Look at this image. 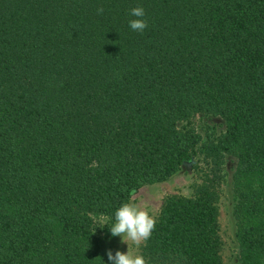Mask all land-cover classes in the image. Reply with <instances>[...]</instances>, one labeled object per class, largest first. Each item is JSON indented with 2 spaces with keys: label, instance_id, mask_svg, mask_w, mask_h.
I'll list each match as a JSON object with an SVG mask.
<instances>
[{
  "label": "trees",
  "instance_id": "16d2710c",
  "mask_svg": "<svg viewBox=\"0 0 264 264\" xmlns=\"http://www.w3.org/2000/svg\"><path fill=\"white\" fill-rule=\"evenodd\" d=\"M197 113L224 121L238 264H264V0H0V264H105L94 217L181 168ZM215 171L164 199L147 264H223Z\"/></svg>",
  "mask_w": 264,
  "mask_h": 264
},
{
  "label": "rangeland",
  "instance_id": "374dc122",
  "mask_svg": "<svg viewBox=\"0 0 264 264\" xmlns=\"http://www.w3.org/2000/svg\"><path fill=\"white\" fill-rule=\"evenodd\" d=\"M180 128L192 129L200 136V141L194 149L191 157L185 161L181 168L165 181L146 184L135 191L131 197L134 202L146 207L150 214L156 218L164 199L170 195H181L189 197L195 189L206 179H212V170L216 169L221 176L217 186V207L219 234L222 240L221 256L223 264H238L237 243L235 239V223L233 218V194L231 190V174L234 168L233 158L224 154L217 167H214L211 157L207 155L205 146L211 142H217L218 137L224 131V121L211 114L197 113L188 123L181 122ZM214 168V169H212ZM100 217L95 216L94 235L98 240L101 251L105 257V264H112L107 253L111 251L113 255L117 251L127 253L128 245L122 242V238L113 237L111 233L104 234L103 226L105 222H100ZM114 223V222H113ZM143 244V243H142ZM141 244V246H142ZM141 246L136 249L132 245L133 251L141 255Z\"/></svg>",
  "mask_w": 264,
  "mask_h": 264
},
{
  "label": "clouds",
  "instance_id": "9594fccd",
  "mask_svg": "<svg viewBox=\"0 0 264 264\" xmlns=\"http://www.w3.org/2000/svg\"><path fill=\"white\" fill-rule=\"evenodd\" d=\"M104 9L98 8L97 13L103 14ZM130 15L135 17L129 21L132 31L143 33L148 28V22L144 18L146 15L143 7H135L131 9ZM115 220L109 227L113 237H121L122 242L128 245L127 253L117 251L115 255L111 251L107 253L109 261L112 264H147L145 258L133 251L132 245L139 249L141 244L147 241L156 226V220L150 211L134 202V198L130 197L129 202L123 203L114 214ZM105 217H100V222H105Z\"/></svg>",
  "mask_w": 264,
  "mask_h": 264
}]
</instances>
